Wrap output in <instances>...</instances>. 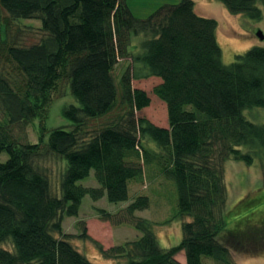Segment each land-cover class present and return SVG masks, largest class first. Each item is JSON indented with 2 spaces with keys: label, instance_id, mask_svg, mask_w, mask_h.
I'll list each match as a JSON object with an SVG mask.
<instances>
[{
  "label": "trees",
  "instance_id": "16d2710c",
  "mask_svg": "<svg viewBox=\"0 0 264 264\" xmlns=\"http://www.w3.org/2000/svg\"><path fill=\"white\" fill-rule=\"evenodd\" d=\"M194 1L163 4L139 19L124 0H0V154H6L0 160V245H10L0 246V264H100L71 243L64 218L78 215L84 196L127 200L130 181L153 163L175 184V217L188 218L181 240L160 246L154 222L135 215L148 207L147 196L137 195L114 224H129L141 235L106 249L96 244L103 259L180 264L175 255L183 250L185 264H207L204 258L231 264L228 247L249 243L258 249L244 228L257 224L264 208L238 220L236 215L230 229L222 166L228 158L251 165L258 157L264 164V124L243 115L264 108V46L224 64L216 21L200 15ZM216 1L231 14L256 20L262 16L259 1L264 17V0ZM21 18L40 21L36 41L20 42L19 31L10 36V22ZM119 59L129 62L116 83ZM152 76L160 79L152 93L165 104L166 127L134 115L150 98L131 81ZM63 79L75 102L61 112L70 128L46 131L42 125L36 143L24 141L19 131L46 118L45 106ZM118 97L127 108L123 115L88 130L87 120L110 113ZM46 152L64 163L56 193L35 163ZM91 170L98 186L79 184ZM96 211L104 221L115 215ZM79 236L88 237L85 225Z\"/></svg>",
  "mask_w": 264,
  "mask_h": 264
},
{
  "label": "rangeland",
  "instance_id": "374dc122",
  "mask_svg": "<svg viewBox=\"0 0 264 264\" xmlns=\"http://www.w3.org/2000/svg\"><path fill=\"white\" fill-rule=\"evenodd\" d=\"M131 10L134 17L139 19L146 18L163 4H177L180 0H124ZM257 5L261 9L260 19H250L243 14H231L225 6L216 0H195L194 7L196 11L206 17L215 19L217 27L215 36L218 45L221 48V60L224 64L231 63L237 54H241L253 46H264V17L260 2ZM40 21L37 19H19L10 22L8 29L10 36L19 31V41L22 43H32L36 41L39 33ZM260 31L263 39H259L256 33ZM5 36L3 27L0 28V39ZM8 40V37H7ZM9 41V40H8ZM128 59H119L114 68L115 81L118 83L119 77L125 67ZM160 82L158 77H148L144 79H133L131 86L144 90L150 102L148 106L140 111H134L136 117L143 116L156 126H167L166 107L153 93L152 88ZM117 105L112 111L100 118L88 119L87 129L92 131L99 129L108 123H111L116 117L123 115L127 110L125 105ZM75 104L69 93L67 80H60L54 91L51 93L49 103L45 106L46 120L35 119L24 124L21 134L16 131L19 137L29 143H36L40 134V126H44L48 131L54 127H63L69 129L71 122L62 116V108ZM243 115L251 122L264 124V108L255 107L243 111ZM46 135V133H44ZM147 148L155 149L151 142L146 143ZM241 150H245L242 148ZM6 154H0V160H4ZM45 170L51 180L53 191L56 193L59 187L63 161L61 158L46 152L35 161ZM156 165H146L143 167V175L138 180L130 181L128 185V198L125 201L112 203L105 196L93 201L89 196H84L77 216L65 217L63 220V229L71 235V243L81 253L94 262L100 264H112V261L101 257L96 248L101 245L103 249L113 245L121 244L127 240L138 238L141 233L129 224H114L119 219L123 208L129 204L135 196L145 195L148 198V207L141 211H136L135 215L146 218L154 224V230L158 243L163 248L177 245L181 240L182 222L188 221V218L177 219V193L174 182L162 176ZM223 179L226 186L225 209L226 221L229 222V228L235 226L233 217L239 215L235 220L256 212L264 208V164L258 157L254 158L251 165H245L243 162L234 161L228 158L223 162ZM79 184L88 187H97L93 170L89 175L78 181ZM256 195V196H255ZM255 196V198H253ZM251 197V198H249ZM246 198V200H245ZM248 198V199H247ZM244 200V201H243ZM245 203L247 205H245ZM246 208V209H245ZM96 209H104L115 214L110 221H104L97 215ZM263 218V219H262ZM257 224L250 223L251 227L245 225L247 236L255 235L257 238L256 246L250 247L249 243L244 244V248L228 247V259L231 264H264V209L262 217L258 216ZM262 219V220H261ZM261 220V221H260ZM82 225H85L87 238L80 237ZM239 226H241L239 224ZM0 246L9 249L8 243ZM250 247V248H249ZM175 258L180 264H185L183 250L177 252ZM207 264H220L209 258H204Z\"/></svg>",
  "mask_w": 264,
  "mask_h": 264
},
{
  "label": "water",
  "instance_id": "95a60500",
  "mask_svg": "<svg viewBox=\"0 0 264 264\" xmlns=\"http://www.w3.org/2000/svg\"><path fill=\"white\" fill-rule=\"evenodd\" d=\"M256 35L259 37V39H263V35H262V33H261L260 31H258V32L256 33Z\"/></svg>",
  "mask_w": 264,
  "mask_h": 264
},
{
  "label": "bare ground",
  "instance_id": "6f19581e",
  "mask_svg": "<svg viewBox=\"0 0 264 264\" xmlns=\"http://www.w3.org/2000/svg\"><path fill=\"white\" fill-rule=\"evenodd\" d=\"M62 228H63V223H62ZM63 231H64V229H63ZM65 232V231H64Z\"/></svg>",
  "mask_w": 264,
  "mask_h": 264
}]
</instances>
